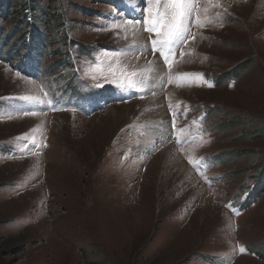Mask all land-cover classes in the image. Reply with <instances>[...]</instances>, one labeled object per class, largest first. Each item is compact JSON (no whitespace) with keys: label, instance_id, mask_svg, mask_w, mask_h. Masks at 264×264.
<instances>
[{"label":"rangeland","instance_id":"obj_1","mask_svg":"<svg viewBox=\"0 0 264 264\" xmlns=\"http://www.w3.org/2000/svg\"><path fill=\"white\" fill-rule=\"evenodd\" d=\"M28 1L0 0V264H264V0H196L211 22L167 63L145 0H31L55 38L36 69L5 56ZM63 19L81 45L46 72ZM153 63L158 86H119Z\"/></svg>","mask_w":264,"mask_h":264},{"label":"snow or ice","instance_id":"obj_2","mask_svg":"<svg viewBox=\"0 0 264 264\" xmlns=\"http://www.w3.org/2000/svg\"><path fill=\"white\" fill-rule=\"evenodd\" d=\"M145 17L142 23L145 25V30L149 33H155L158 39L151 41V47L153 51L158 49L167 50L162 51L164 61L167 63L169 56H173L172 46L175 42H185L187 37L184 35L186 31L191 27V23L195 22L197 26H204L205 23L211 21H201L198 18L197 8L198 5L196 0H145ZM188 21L189 23H185ZM128 25L141 23V21H133L128 19L126 21ZM119 27V25H116ZM141 51L142 47L135 49ZM124 54V51L111 53L113 57H119ZM108 70L111 73V65L108 66ZM155 69L149 67L141 72H129L127 74L121 72L120 78L123 82L119 84L121 88H133L140 92H143V88L139 87L140 83L147 80L148 74L154 72ZM95 79V77H93ZM136 78V79H133ZM183 78V76L181 77ZM112 82H116V76L113 74ZM209 87L214 85L208 84ZM25 100L42 103L39 97H25ZM35 114L34 112L32 113ZM244 251V249H241Z\"/></svg>","mask_w":264,"mask_h":264},{"label":"trees","instance_id":"obj_3","mask_svg":"<svg viewBox=\"0 0 264 264\" xmlns=\"http://www.w3.org/2000/svg\"><path fill=\"white\" fill-rule=\"evenodd\" d=\"M54 1H56L59 4V10L57 11V13L59 12V14L63 15L64 7L62 6V3L61 2L59 3L57 0H54ZM114 1H117V0H111V2H114ZM12 2H14V0H7V6L11 7ZM30 2H31V0L28 1L27 7H23V9L25 8L27 10L26 13H23V16L26 17L27 15H29L30 20H31V24H30L31 26L28 27L26 32L22 35L21 42L19 43L18 48H16L15 45H11V47L16 48V50H14V52H12V54H11L10 51L13 49L12 48L9 49L8 53H6V57H7V55L16 56L18 53L22 52L23 54L21 55L22 59L20 62H23L24 60H28L27 61L28 63H26V66L31 65V66H33L32 67L33 69H36V67H37L36 63L38 61H40L43 57L45 58V53L48 52L50 44H52L54 41L51 39V36L53 37L52 34L50 35V33H46L41 26L37 25L36 19L33 21V16H34L33 11L36 8L33 9ZM44 8H45L44 6L41 7L42 10ZM51 16H54V14L52 13ZM25 22L27 23V20H24L23 23H25ZM63 22L65 25H64V28L61 31V34L59 35L58 39H59V41L67 42V46L65 48V57L62 60L58 59L56 61V63H54L50 67H47L45 70H48V69L53 70L56 66L63 65V63L65 61L71 60V59L73 60L74 57H76V52H74L72 50V47L77 46V44L81 45V43L79 41H75V39H73L71 32L69 30V27L66 24L65 19H63ZM18 25H19V23L16 25V27L11 29L10 33L8 34V39L11 38L15 34V32H20L19 31L20 26H18ZM8 39H5L4 41L0 40V44H1L0 50L6 49ZM52 52H57V50L55 49L54 51H51V53ZM70 54H71V56H70ZM69 57H70V59H69ZM69 62H71V61H69ZM232 123H233V121H232ZM232 123H229V121H227V123L225 124V127H228V126L231 127ZM254 134H258V133H253V135Z\"/></svg>","mask_w":264,"mask_h":264},{"label":"bare ground","instance_id":"obj_4","mask_svg":"<svg viewBox=\"0 0 264 264\" xmlns=\"http://www.w3.org/2000/svg\"><path fill=\"white\" fill-rule=\"evenodd\" d=\"M141 37V36H140ZM150 67H152V68H154L155 69V71L154 72H152L151 73V75H152V77L151 78H153L152 79V86L154 85H157L158 86V84H159V82H160V76H161V72H162V66H160V64H158V63H153ZM154 100L155 101H152L153 102V105H155L156 106V108H155V110H154V113H153V115H160L161 114V112H162V109H163V106L161 105V102H160V99H159V96H155L154 97ZM152 107V106H151ZM152 115V116H153ZM154 117V116H153ZM160 124V123H159ZM164 152V154H163V157H162V159H163V163L164 164H168V162L169 161H173V163L176 161L173 157H172V155H171V153H170V151L168 150H165V151H163ZM162 152V153H163ZM180 161V160H179Z\"/></svg>","mask_w":264,"mask_h":264}]
</instances>
